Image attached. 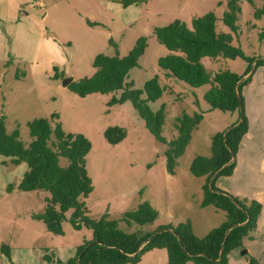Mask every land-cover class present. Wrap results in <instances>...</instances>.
Listing matches in <instances>:
<instances>
[{
  "label": "rangeland",
  "instance_id": "rangeland-1",
  "mask_svg": "<svg viewBox=\"0 0 264 264\" xmlns=\"http://www.w3.org/2000/svg\"><path fill=\"white\" fill-rule=\"evenodd\" d=\"M39 1L41 8L33 5L35 0L27 4L25 10L30 17L22 23L0 26V117L6 118L9 133L19 130L25 144L32 140L29 122L50 118L53 114L60 116L66 133L82 134L91 142L87 171L94 191L86 200L90 217L98 220L108 214L109 220H119L124 213L133 212L148 202L160 212V217L146 227L134 224L129 228L121 223L123 230L156 232L163 225L190 221L199 238L206 237L226 221L225 212L213 206L201 207L207 178L192 175L190 166L198 156L211 157L213 136L237 124L240 114L212 110L205 101L211 86L194 89L168 78L167 72L159 67V60L169 51L154 34L155 28L166 27L176 20L189 22L192 17L211 12L218 19L217 32L231 35L233 45L240 48L246 58L254 60L253 64L243 59L204 60L212 73L227 69L247 81L241 96L249 139L245 147L240 145L237 175L221 177L215 185L264 192L261 164L264 65H256L264 61V17L255 19L253 6L242 1L235 33L223 22L227 0H137L129 7L122 5V0ZM263 4L261 0L256 1L258 9ZM64 9L75 14L64 18L69 27L58 24L61 21L58 16ZM46 12L49 19L43 22ZM77 14L87 15L83 18L84 25ZM141 37L148 39V48L139 67L130 71L127 82L133 84L135 90H143L148 81L159 76L166 92L149 106L157 111L163 104L167 105L163 136L168 142L174 139L176 119L184 112L190 115L199 112L204 116L185 154L178 160L174 176L167 171V145L157 141L147 130L131 103L110 106L112 94L81 98L64 86L68 80L93 77L95 57L115 54L111 41L124 57ZM56 68L62 75L59 80L54 79ZM111 127L126 129L127 138L118 145H110L104 133ZM61 165L67 166V159L62 158ZM26 171L27 165L15 166L10 158L0 156V264H50L44 259L46 253L57 260L54 264H66L85 242L93 240V232L86 227L74 229L70 211L64 222L65 234H51L42 221L34 218L44 210L50 194L18 190ZM10 185H14L12 191H8ZM3 245L11 249L10 258L4 254ZM138 264H169L168 253L165 249L152 250L145 253Z\"/></svg>",
  "mask_w": 264,
  "mask_h": 264
},
{
  "label": "trees",
  "instance_id": "trees-1",
  "mask_svg": "<svg viewBox=\"0 0 264 264\" xmlns=\"http://www.w3.org/2000/svg\"><path fill=\"white\" fill-rule=\"evenodd\" d=\"M241 1H246L255 8V19L264 17V4L258 9L257 0H227L223 22L235 33L242 13ZM261 1L264 3V0ZM137 2L122 0L121 3L129 7ZM217 21L215 13L211 12L194 17L190 26L184 21L176 20L166 27L154 29L158 42L169 51L167 56L159 60V67L167 72L168 78H175L194 89L211 86L205 95V101L212 110L238 111L240 114L237 124L227 132L213 136L211 157L198 156L190 166L192 175L207 178L201 207L213 206L226 214V221L204 238L194 234L190 221L178 225H163L156 232L123 230L121 223L129 228L134 224L146 227L160 217V212L148 202L142 203L133 212L124 213L119 220H109L108 214L98 220L93 219L86 203L94 191L93 181L87 171L91 142L82 134L66 133L59 121L60 116L53 114L50 118L29 122L32 140L25 144L20 138L19 130L9 133L6 118L0 117V156L10 158L15 166L24 163L28 166L18 190L50 194L45 200L44 210L35 214L34 218L42 221L51 234L63 236L66 214L72 211L70 222L73 228L81 230L86 227L93 232V240L85 242L78 249L77 255L66 264H138L145 253L155 249L167 251L169 264H229L230 254L243 249L244 239L251 237L256 231L262 204L229 195L215 185L218 178L232 176L237 153L248 133V121L241 96L242 87L247 81H242L240 76L227 69L212 73L204 65L203 59L221 57L243 59L250 64L254 62L233 45L231 35L217 32ZM262 38L264 39V33ZM110 44L115 47V54L96 56L93 62L96 72L93 77L72 81L68 89L81 98L94 94H112L110 106L131 103L147 130L157 141L167 145V171L174 176L178 160L185 154L193 132L203 121V113L195 112L190 115L184 112L177 117L175 127L178 136L168 142L163 136L167 105L163 104L157 111L149 106L160 100L166 92L159 76L148 81L143 90H135L133 84L127 82L130 71L139 67V61L148 48V39L139 38L124 57L120 56L116 43L111 41ZM256 65H264V61L260 60ZM55 72V80L62 78L57 68ZM127 134L124 128L111 127L105 131L104 137L110 145H118L127 138ZM62 158L68 161L65 167L61 165ZM13 189L14 185L8 187V191ZM2 250L8 258L11 257L8 246L3 245ZM44 259L49 263L55 261L47 253ZM249 262L259 264L254 258Z\"/></svg>",
  "mask_w": 264,
  "mask_h": 264
},
{
  "label": "crops",
  "instance_id": "crops-1",
  "mask_svg": "<svg viewBox=\"0 0 264 264\" xmlns=\"http://www.w3.org/2000/svg\"><path fill=\"white\" fill-rule=\"evenodd\" d=\"M30 2H32V0H0V26H7L8 24H13V23H22L23 21L28 19L30 17V13H28V11H26L25 8H26L27 4ZM241 3H242V1H241ZM241 3H240V5H241ZM33 5L36 8L42 7V3L39 0H35ZM222 5H223V3H222ZM73 15L75 16V14H73L71 11L67 12L66 9H64L63 13H61V15L58 16V19L59 18L61 19V21H59L60 23H58V22L57 23L58 24H64L67 27H69L70 24H68L67 22H64V18L69 17V16L74 17ZM85 16H87V15H82V17H81V16H78V14H77L78 19L82 20V22H81L82 25H84L83 24L84 23L83 18ZM193 18L194 17L190 18L189 22L185 21L188 24V26L191 25V21ZM48 19H49V12H46L45 18L43 19V22H46V20H48ZM81 27H83V26H81ZM205 59H209L210 62H215L216 60H219V59L228 60V59H224L221 57L216 58V59H211V58L207 57V58L203 59V63H204ZM208 70L211 71L210 69H208ZM224 70H226V69H224ZM161 84H162V82H161ZM127 103H129V102H127ZM248 135L249 134H247L244 137V139L242 140V143H241L242 148L245 147V145L247 143L246 141H248V139H249ZM177 136H178V132H177V135L173 138H176ZM241 147L239 149L240 151L238 152V156L235 160L236 161V168H235L234 173L231 177H235L237 175L238 159L241 155V149H242ZM261 164H262V166H264V156L262 157V163ZM27 170H28V166H27ZM216 187L218 189H220L221 191H223L229 195H232L234 197H237L240 199L255 200V201H258L262 204V206H263L262 214L259 218L258 227H257L256 231L251 234V237L244 239V242H243L244 248L243 249L233 251L230 254L229 264H250L249 261L251 258H254L259 264H264V192L263 191L262 192L253 191L251 189L245 190L244 188L243 189L242 188H224V186L222 184L220 186L218 185ZM243 250L247 251V254L244 256L241 254V252ZM54 260L55 261H53L50 264H54V262H56V259L54 258Z\"/></svg>",
  "mask_w": 264,
  "mask_h": 264
},
{
  "label": "water",
  "instance_id": "water-1",
  "mask_svg": "<svg viewBox=\"0 0 264 264\" xmlns=\"http://www.w3.org/2000/svg\"><path fill=\"white\" fill-rule=\"evenodd\" d=\"M72 83V80H68L66 83H65V87H68L70 84ZM86 251H87V249H86ZM241 254L244 256V255H246L247 254V251L246 250H243L242 252H241Z\"/></svg>",
  "mask_w": 264,
  "mask_h": 264
}]
</instances>
